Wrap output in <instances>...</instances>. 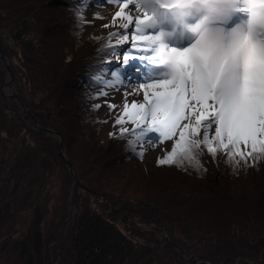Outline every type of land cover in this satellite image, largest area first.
I'll return each mask as SVG.
<instances>
[{
    "label": "trees",
    "instance_id": "trees-1",
    "mask_svg": "<svg viewBox=\"0 0 264 264\" xmlns=\"http://www.w3.org/2000/svg\"><path fill=\"white\" fill-rule=\"evenodd\" d=\"M85 1L0 0V54L10 56L15 44L27 80V88L15 92L26 121L20 105L0 93V264H123L127 251L133 255L136 228L151 232L153 264H264V158L236 164L239 157L229 161L223 151L213 156L203 148L200 167L186 160L159 165L165 153L154 162L163 175L135 181L117 169L126 153L139 152L128 132L115 135L109 148L84 139L82 125L90 130L96 122L92 87L108 72L115 52L112 35L82 38ZM5 34L11 43L3 41ZM9 66L15 79L12 61ZM3 78L0 69V84ZM35 124L62 137L77 184L95 200L91 211L72 221H65L63 209L72 179L58 154L59 141L36 131ZM222 161L224 178L208 173ZM49 165L56 174L41 215L37 198ZM114 204L123 207L115 211ZM112 211L124 223L121 229ZM61 228L65 241L52 246ZM135 246L138 254L143 246Z\"/></svg>",
    "mask_w": 264,
    "mask_h": 264
},
{
    "label": "snow or ice",
    "instance_id": "snow-or-ice-1",
    "mask_svg": "<svg viewBox=\"0 0 264 264\" xmlns=\"http://www.w3.org/2000/svg\"><path fill=\"white\" fill-rule=\"evenodd\" d=\"M152 2H106L119 8L112 17L111 26L121 21L120 30L112 32L113 46L130 43L138 53L123 55L121 63L129 65L133 59L141 62L148 59L163 69L142 76L144 82L136 85L133 99L124 102L122 111L112 117V126L120 135L131 130L142 142L147 139L152 143L150 134H158L157 139L162 143L171 142L170 150L158 160L159 165L181 164L186 160L200 167L197 157L203 148L213 156L223 151L229 161L239 157L236 164L247 163L249 157L253 161L264 158V39L235 30L205 28L187 47L162 44L156 50L147 49L144 42L154 35L148 32L155 19ZM246 3L252 20L264 21V0H246ZM162 6L191 7L194 0H174L172 5ZM202 9L210 19L230 13V7L220 2L203 4ZM88 26H93L90 18ZM147 51L152 54H142ZM109 88L111 85L90 98L93 110L116 112L117 105L105 90ZM121 94L122 100H126V94L122 91ZM109 135L115 137L116 131ZM138 155L142 158L143 150Z\"/></svg>",
    "mask_w": 264,
    "mask_h": 264
},
{
    "label": "rangeland",
    "instance_id": "rangeland-1",
    "mask_svg": "<svg viewBox=\"0 0 264 264\" xmlns=\"http://www.w3.org/2000/svg\"><path fill=\"white\" fill-rule=\"evenodd\" d=\"M106 2L107 0H86L85 1V6H84L85 8L83 12L85 24L83 25V30L81 33L82 38H85L88 36L112 35L113 31L120 30L118 28V25L121 23L120 20L116 21L115 26H111L112 17L114 16L115 11H118V10L115 9V7H113L114 4L106 3ZM209 2H220V3L227 4L228 6L232 4H237V3L241 5L246 4V0H194V7H176V6L164 7L162 6L164 4L172 5L174 3V0H153L152 8L155 13V19L153 20L151 26L154 27V29L150 30L148 28V32L154 34L152 36L154 39H153V42L151 43L150 42L144 43V46L147 49H151V50L158 49L162 44L173 46V47H187L190 43L194 42L195 39L198 38L200 34H202L203 32L202 28L204 26L206 28H209L208 25L210 24H215L219 22L223 23L226 21V19H228L231 16L233 9L230 8V13L227 16L221 17L219 19H210L202 9V5L209 3ZM132 14L135 15V12L133 11ZM89 18L93 22V26L91 27L88 26ZM105 25H110V26L105 27ZM163 25H165V27ZM189 29L193 30L194 34H197V35H194L192 38H190L187 44L184 42L182 43V45L177 44L179 46L172 45L173 43L170 39L175 34V32H177L178 34L180 33V31L186 32ZM194 29H196V31H194ZM231 30H228V31H231ZM3 36H4L3 37L4 42L6 43L12 42L10 40L11 37H9V34H5ZM174 40L178 41L179 38L176 37L174 38ZM112 42L115 45V40H112ZM129 45L130 44L125 43L122 46L115 47L114 56L112 57L113 63L110 64V67H108V72L104 74L102 80L100 81L98 80L97 83L94 84L92 87L93 89H96L98 91L102 88H106L107 85H111V88L105 89V90H108L110 92L114 100V103L117 105L116 112H113L111 114L107 113L104 110H100L99 112H97L96 110H92L93 115H95L96 122H95L94 127L93 128L91 127L90 130H88L84 124L82 125L83 126L82 134L84 136V139H86L87 141H90V138H92L96 142V145L99 147L102 146V147L109 148L111 146H114L111 144L113 142V136H110L109 132L115 130L116 135H118L119 131L118 129H115L112 126L111 119L118 112L122 111V106L124 102L131 101L133 99L132 92L135 91L136 85L138 83L144 82L142 79V76H150L152 74L163 71L162 68L156 67L148 59L144 60L143 62H141L139 59H133V60H130L129 65L122 64L121 61H122L123 55H126V54L138 55V53H136L135 51H128L127 47H129ZM10 46L12 47L13 52L11 53L10 56L5 55V58L8 61V66L10 65L11 61L14 64V69L16 70V77L15 79L12 78V81L9 83V85L6 88L3 87V85L7 82L9 77L5 70L4 63L0 59L1 61L0 69H2L4 72V78H3L2 83L0 84V93L2 94V96H4L3 95V92H4V94L11 95L12 97H15L16 99H18L15 96V92L24 91V89L27 88V80L24 74V69L22 68V62H21L22 54L20 53V49L15 44H11ZM142 54L146 56H150L152 52L147 51ZM66 60H69V55L66 56ZM137 68H139V72L136 71ZM9 69H10V66H9ZM121 82L124 83L123 86L121 85ZM118 90H121L124 94H126V100H122L121 91H118ZM6 99H9V98H6ZM9 100L14 103L19 104L13 99H9ZM140 102H142V96H140ZM90 104L92 105V101L90 102ZM88 106H89V103L84 105V107H88ZM25 114H26V110H25ZM105 120H108V123H105L104 122ZM126 126L134 127V125H126ZM49 130L51 129L49 128ZM87 131L90 135H88ZM131 134L132 133L128 131V134H126V137H129L130 139H132L131 141H135L134 142L135 148L139 151L143 150L144 155L141 158L138 155V153L135 155L126 153L122 157L123 163H117V169H118L119 174L122 176H128V178H131L132 180H135V181L145 180V178L149 177L151 173H154L157 176L163 175L164 173H162L161 170L155 168L154 162L156 159L162 157L163 154L167 153L170 150L169 145L171 144V142L162 143L161 141L157 139L158 134H150L149 138L153 141L152 143H149L147 139L145 140V142H142L140 139H138V137L135 134H133L135 135L134 139L131 138L130 137ZM51 138H55V137H51ZM66 155H67V152H66ZM19 166H20V161L18 163V167L16 163L15 168L13 169V172H12L13 175L17 174ZM50 166L51 165L48 166V169L45 172L44 180H43V183L41 184L40 191H39L38 198H37L38 206L42 207L41 211L39 212L41 215H43L44 209L46 208V205L48 202L45 198V196H47L45 195L46 189L50 188V185H52L53 183L52 182L53 175L55 176L56 174V166L53 165V167L51 166V168ZM65 169H66V166H65ZM214 172L221 175V178H224L226 176L224 172V162L223 161L218 163L217 170L209 166L208 173L212 174ZM223 180L224 179H221V181ZM76 186H78L79 188ZM88 191L89 190H87L84 186L82 185L79 186L73 181L72 183H69V187L66 189V193L68 194L66 195L65 201L63 200V209L65 207V209L68 211V215L65 218V221L67 222L72 221L74 217L77 216L80 212H81L80 214H85L86 211L88 212L91 211L92 206L89 204L91 202L95 203V200L91 198L90 195H88V193H86ZM110 200H115V198L113 199L111 198ZM122 207L123 206L120 207L119 204L118 206L114 204L112 205V210L116 211ZM105 213H106L105 216L110 215L111 219L114 218V222H118L117 223L118 227L120 226L122 227L124 223H120L119 222L120 220L115 221L116 220V217L114 216L115 212L112 211V214H109V215H107L108 212H105ZM40 218L41 217H39V219ZM109 222H111V220H109ZM152 225H155V223L152 222L150 227H152ZM147 229H149V227ZM59 230H60V236L58 240H56L55 242L51 244L52 246H57L62 241H65V234L63 232V229L61 228ZM144 231H148V230H141L140 228L133 229L132 237L134 240L132 239L133 240L132 247H134L133 248L134 250L132 251V254L134 256L131 255L129 251H127V253L123 255V259L125 260L123 264L127 262H129V264H148V263L153 264L151 263V261H149V259L152 257L151 250H156L154 247L155 242L151 239V236H150L151 232L147 234V232H144ZM185 232L187 233V235L189 234L190 228L188 226H185ZM62 233L64 237L61 236ZM162 235L165 238H167V233H165L164 231L162 232ZM179 237L177 238L182 240V237L180 238ZM140 239H142V241H140ZM251 243H254V241H251ZM136 244H140L141 247L142 246L144 247V248L140 247L141 251H139L138 254L133 253L135 252L136 247H138V246H135ZM183 245L185 247L188 246L187 243H185L184 241H183ZM50 246L48 247V249L50 248ZM56 250L59 251V249H56ZM139 258L141 260H139ZM197 263H200V261H198ZM250 263L256 264L252 262ZM53 264H57V262H54ZM234 264H239L238 260Z\"/></svg>",
    "mask_w": 264,
    "mask_h": 264
},
{
    "label": "clouds",
    "instance_id": "clouds-1",
    "mask_svg": "<svg viewBox=\"0 0 264 264\" xmlns=\"http://www.w3.org/2000/svg\"><path fill=\"white\" fill-rule=\"evenodd\" d=\"M233 9L231 16L228 18L227 26L236 32L246 35L253 34L257 39H264V21H253L248 11L249 5L232 4L229 5ZM212 28L211 25H208Z\"/></svg>",
    "mask_w": 264,
    "mask_h": 264
},
{
    "label": "water",
    "instance_id": "water-1",
    "mask_svg": "<svg viewBox=\"0 0 264 264\" xmlns=\"http://www.w3.org/2000/svg\"><path fill=\"white\" fill-rule=\"evenodd\" d=\"M0 59L3 61L4 66H5V70L7 72L8 77H9L7 82L3 85V87L6 88L9 85V83L12 81L13 75H12L10 69H9L8 61L5 58V56L0 54ZM3 95H4L5 98L13 99V100H15L16 102L19 103V105L21 107V112H22V114H21L22 115V119L25 121L26 120V117H25V110L26 109H25L24 104L21 103V101H19L15 97H12L11 95L4 94V92H3ZM33 128L36 131H38V132H40V133H42L44 135L49 133L50 137H55V138L58 139V141H59L58 154L63 159V161L65 163V166H66V169H67L72 181L77 184L76 179H75V173H74V171H73V169H72V167H71V165L69 163V160L67 158V155H66V151H65V148H64L62 137L59 134L53 132L52 130H49L48 128L42 127L40 124H36L35 126H33ZM18 163H19V161L17 162V167H18ZM61 236L64 237L63 233L61 234Z\"/></svg>",
    "mask_w": 264,
    "mask_h": 264
},
{
    "label": "bare ground",
    "instance_id": "bare-ground-1",
    "mask_svg": "<svg viewBox=\"0 0 264 264\" xmlns=\"http://www.w3.org/2000/svg\"><path fill=\"white\" fill-rule=\"evenodd\" d=\"M113 7H115V9H117V10H119V8L116 6V5H113ZM149 29L150 30H153L154 29V27H152V26H150L149 27ZM158 29V28H157ZM153 37H151V39H148V40H146L144 43H147V42H153ZM128 44H130V43H128ZM128 48V51H135V50H133L132 48H131V46L129 45V47H127Z\"/></svg>",
    "mask_w": 264,
    "mask_h": 264
}]
</instances>
